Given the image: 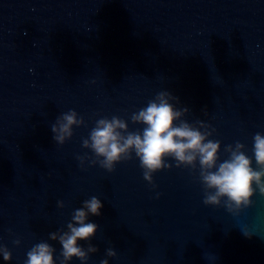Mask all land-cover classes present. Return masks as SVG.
<instances>
[{"label":"water","instance_id":"1","mask_svg":"<svg viewBox=\"0 0 264 264\" xmlns=\"http://www.w3.org/2000/svg\"><path fill=\"white\" fill-rule=\"evenodd\" d=\"M187 108L189 124L210 125L227 145L264 135V0H0V246L25 264L51 233L67 231L74 210L101 200L98 251L87 264H264V196L238 215L203 203L195 170L176 167L143 178L135 153L112 172L83 166L96 121L131 116L161 92ZM175 103V101H173ZM74 110L84 125L64 145L51 125ZM58 202H63L60 208ZM243 231L251 233L250 238ZM19 240L16 245L14 241ZM112 248L115 258L106 252ZM70 264H82L76 258Z\"/></svg>","mask_w":264,"mask_h":264},{"label":"clouds","instance_id":"2","mask_svg":"<svg viewBox=\"0 0 264 264\" xmlns=\"http://www.w3.org/2000/svg\"><path fill=\"white\" fill-rule=\"evenodd\" d=\"M178 103L169 92H159L146 107L131 116L133 124L144 126L142 131H129L127 122L116 116L98 119L89 137L82 141L83 148L90 149L95 159L78 156L81 166L89 159L92 165L99 164L112 172L117 163L131 159L135 153L144 170V180L153 184V174L170 167L166 163L168 158L176 162L177 168L183 166L195 170L198 164L205 205L221 206L223 201L226 210L234 215L251 207L256 190L264 196V135L256 133L253 136L256 168L252 167V158L246 155L245 145L239 141L224 148L228 158L220 162V141L210 139L215 129L200 121L189 124L183 119L189 110L186 107L177 109L174 105ZM84 123L74 110L62 114L51 125L54 141L64 145L72 138L73 127ZM58 206L63 208V202H58ZM102 208L101 200L92 196L81 208L74 210L67 231L50 234V239L62 246L60 264H70L73 258L87 264L89 254L98 251L90 243L85 250L80 242L91 241L96 236L98 225L89 217H99ZM243 232L250 238V232ZM14 243L19 245L20 241ZM54 252L51 245L41 241L27 252L25 264H56ZM0 255L4 261L11 260V252L6 247L0 246ZM106 255L115 258L117 253L109 248ZM100 264H108V259L101 260Z\"/></svg>","mask_w":264,"mask_h":264}]
</instances>
